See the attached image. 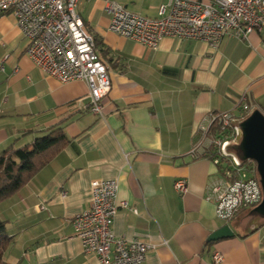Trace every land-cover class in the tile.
Segmentation results:
<instances>
[{"label": "crops", "instance_id": "obj_1", "mask_svg": "<svg viewBox=\"0 0 264 264\" xmlns=\"http://www.w3.org/2000/svg\"><path fill=\"white\" fill-rule=\"evenodd\" d=\"M108 1L79 0L76 7L109 72L102 117L89 112L84 82L61 84L27 57L14 17L0 12V153L53 127L67 138L0 202V219L12 238L5 262L98 264L95 254L83 252L71 220L88 208L92 181L116 180L117 202L128 207L117 210L112 231L152 246L142 264H264V222L239 224L246 211L229 223L219 220L206 199L217 167L189 155L209 114H238L242 97L264 114V27L246 38L226 36L216 48L163 38L152 50L108 30ZM113 1L153 19L167 0ZM177 179L187 186L182 195L173 187ZM223 225L234 236L208 242ZM215 253L220 263L213 261Z\"/></svg>", "mask_w": 264, "mask_h": 264}, {"label": "built area", "instance_id": "obj_2", "mask_svg": "<svg viewBox=\"0 0 264 264\" xmlns=\"http://www.w3.org/2000/svg\"><path fill=\"white\" fill-rule=\"evenodd\" d=\"M78 1L0 0V12L14 17L27 40V57L61 84L84 82L89 112L102 117V99L109 93L111 81L93 36L77 15ZM105 10L110 32L152 50L163 38L200 40L216 48L226 36L246 38L264 27V0H167L153 19L131 13L113 0L106 3ZM251 110L242 97L238 114H209L208 124L199 128V137L189 150L193 159L208 158L217 167V177L206 187V199L225 223L262 199L255 164L250 160L240 164L225 151L227 145L238 141L236 124ZM173 187L178 194L187 192L182 179ZM90 189L88 208L71 220L83 252L95 254L98 264H142L152 246L137 239L116 238L112 231L117 210L128 207L124 201L117 202V181L95 180ZM213 261L220 263L222 256L215 253Z\"/></svg>", "mask_w": 264, "mask_h": 264}, {"label": "trees", "instance_id": "obj_3", "mask_svg": "<svg viewBox=\"0 0 264 264\" xmlns=\"http://www.w3.org/2000/svg\"><path fill=\"white\" fill-rule=\"evenodd\" d=\"M67 143L61 128H49L23 147L10 145L0 153V202L18 192ZM12 238L0 219V264Z\"/></svg>", "mask_w": 264, "mask_h": 264}, {"label": "water", "instance_id": "obj_4", "mask_svg": "<svg viewBox=\"0 0 264 264\" xmlns=\"http://www.w3.org/2000/svg\"><path fill=\"white\" fill-rule=\"evenodd\" d=\"M240 135L238 141L226 146V153L232 155L238 163L250 160L255 164V172L262 192L261 202L254 208L244 212L239 218V224L244 227L259 225L264 222V114L254 109L236 124ZM234 236L228 225H223L214 231L208 242Z\"/></svg>", "mask_w": 264, "mask_h": 264}, {"label": "rangeland", "instance_id": "obj_5", "mask_svg": "<svg viewBox=\"0 0 264 264\" xmlns=\"http://www.w3.org/2000/svg\"><path fill=\"white\" fill-rule=\"evenodd\" d=\"M243 165H246V162H245V163H243Z\"/></svg>", "mask_w": 264, "mask_h": 264}]
</instances>
